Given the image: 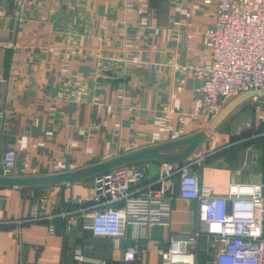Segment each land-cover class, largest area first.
<instances>
[{
	"label": "crops",
	"instance_id": "obj_1",
	"mask_svg": "<svg viewBox=\"0 0 264 264\" xmlns=\"http://www.w3.org/2000/svg\"><path fill=\"white\" fill-rule=\"evenodd\" d=\"M249 2L264 6V0ZM213 23L212 6L200 0H23L20 7L0 0V160L4 149L15 150L10 176L75 170L199 130L208 121L200 115L199 82L179 66L208 55ZM261 97L238 105L172 162L205 155L192 169L200 185L218 194L231 181L264 182L251 169L245 144L264 127ZM247 107L243 119L250 127H243L234 118ZM231 129L238 135L231 137ZM186 145L163 151L176 154ZM135 164L147 175V161ZM92 179L0 185V221H6L0 224V264H161L158 251L169 236L202 228L196 201L177 195L176 175L167 187V225L127 226L110 239L58 215L73 207L65 197H90ZM32 204L40 218H28ZM128 246L144 250L124 262ZM218 249V242L199 237L195 264H217Z\"/></svg>",
	"mask_w": 264,
	"mask_h": 264
},
{
	"label": "built area",
	"instance_id": "obj_2",
	"mask_svg": "<svg viewBox=\"0 0 264 264\" xmlns=\"http://www.w3.org/2000/svg\"><path fill=\"white\" fill-rule=\"evenodd\" d=\"M200 2L212 6L214 13L213 27L208 33L209 53L197 62L180 65L179 69L187 78L199 82L200 115L209 120L229 99L243 92L261 94L250 97L253 104L263 100L264 6H253L249 0ZM15 4L20 7L23 0H15ZM259 115L264 119V105ZM241 122L243 127H250L249 119ZM230 134L238 133L231 129ZM263 134L264 129L249 135ZM204 157L197 155L181 164L159 160L154 178L136 164L109 168L93 176L90 197H65L64 204L73 207L61 209L58 215L68 220L79 219L82 227L110 239L121 236L127 226L167 225L170 211L167 187L171 176L176 175L177 195L196 201L195 217L202 228L186 236H169L166 247L158 251L161 264H195L192 247L199 237L218 242L217 264H264V182L231 181L224 193H215L212 186L198 183L192 169ZM14 162L15 150L4 149L0 175L10 176ZM28 218H40L36 215V204L31 205ZM5 222L2 220L0 224ZM255 224L260 225L258 232L253 230ZM47 230L51 233L52 226ZM143 250L126 247L122 261L138 258Z\"/></svg>",
	"mask_w": 264,
	"mask_h": 264
},
{
	"label": "water",
	"instance_id": "obj_3",
	"mask_svg": "<svg viewBox=\"0 0 264 264\" xmlns=\"http://www.w3.org/2000/svg\"><path fill=\"white\" fill-rule=\"evenodd\" d=\"M255 95L259 96L261 94L254 91H247L229 99L217 114L209 119L199 130L190 135L136 149L134 151L117 155L104 161L93 163L75 170L30 177L0 175V185H38L73 180L90 174L93 176H98L101 172H104L109 168L122 164H135L139 161H147V175L149 177H154L157 174L158 169L157 163L155 161L156 159L172 161L186 156L195 147V145L198 144L220 122H222V120H224L233 109ZM184 143L187 145L179 153L169 154L163 151L167 147Z\"/></svg>",
	"mask_w": 264,
	"mask_h": 264
},
{
	"label": "rangeland",
	"instance_id": "obj_4",
	"mask_svg": "<svg viewBox=\"0 0 264 264\" xmlns=\"http://www.w3.org/2000/svg\"><path fill=\"white\" fill-rule=\"evenodd\" d=\"M250 110L251 109L247 107L245 110L236 114V117L234 118L235 121L237 123H240L243 119L244 114L248 113ZM263 129H264V127L261 130H263ZM234 135H238V134H234ZM234 135H231V137H233ZM247 135H248V133L242 134V136H245V137ZM237 138H240V136L236 137L235 139H237ZM232 139H234V138H232ZM246 141L247 142L245 144L248 147L246 150V153H247V156L249 158L251 157V159H252L251 164H253L251 166V169H252V167H255L257 170L256 172L259 173V175L264 179V134L262 136L249 137L246 139ZM242 142H245V141H242ZM245 144H242L241 147L239 145L238 146H239V148H242L243 146H245ZM214 146H216V145H214ZM212 148L213 147L210 146L209 150H212ZM195 166H197V165H194L193 167H195ZM250 172H252V174L255 173L254 170H251Z\"/></svg>",
	"mask_w": 264,
	"mask_h": 264
}]
</instances>
